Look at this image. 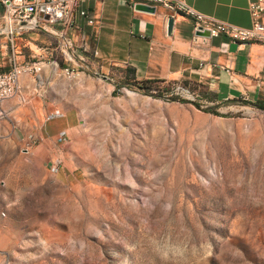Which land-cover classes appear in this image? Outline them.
I'll list each match as a JSON object with an SVG mask.
<instances>
[{
  "label": "rangeland",
  "instance_id": "374dc122",
  "mask_svg": "<svg viewBox=\"0 0 264 264\" xmlns=\"http://www.w3.org/2000/svg\"><path fill=\"white\" fill-rule=\"evenodd\" d=\"M101 76L30 78L16 96L14 118L51 100L43 119L64 124L54 156L25 155L23 200L0 205V264H264V110Z\"/></svg>",
  "mask_w": 264,
  "mask_h": 264
},
{
  "label": "crops",
  "instance_id": "0c3cea01",
  "mask_svg": "<svg viewBox=\"0 0 264 264\" xmlns=\"http://www.w3.org/2000/svg\"><path fill=\"white\" fill-rule=\"evenodd\" d=\"M183 1L197 13L219 23L241 28L252 26L249 5L253 0ZM80 10L87 11L94 18L95 24L89 25L87 19L76 12L70 37L77 45L86 42L99 52V56L88 59L86 68L75 66V70L86 69L97 76L102 75V79L121 74L129 83L158 81L205 88L212 97L209 104L219 107L236 101L251 104L264 101L262 42L238 43L226 36L209 39L196 37L191 19L177 15L163 6L151 14L136 11L122 0H87ZM171 18L174 23L170 34L168 25ZM50 39L52 43L57 40L56 37ZM56 46L57 43L46 47L35 46L40 53L28 57L22 52L8 55L4 51L0 54V71H9L13 61L23 63L39 57L47 61L56 59L65 67L66 63L56 53ZM57 74L64 75L60 70L47 67L41 77L49 82ZM41 77L23 76L18 94L24 96L30 91L31 88L25 86L30 78L41 80ZM15 98L1 105L4 115L13 116L10 119L0 117L2 206L23 200L21 197L26 187L25 155L38 156L45 153L54 156L58 150L56 131L58 126L64 124L63 121L48 123L43 119L57 104L51 100L39 105L35 104L37 101H32L33 110H22L24 114L29 113L31 119L14 118L16 114L20 115V107L17 108ZM20 188L21 192L18 191Z\"/></svg>",
  "mask_w": 264,
  "mask_h": 264
},
{
  "label": "built area",
  "instance_id": "2783aa9c",
  "mask_svg": "<svg viewBox=\"0 0 264 264\" xmlns=\"http://www.w3.org/2000/svg\"><path fill=\"white\" fill-rule=\"evenodd\" d=\"M122 1L134 9L137 5H147L157 9L163 6L177 15L187 17L193 21L195 35L208 31L210 38L226 36L238 43H264V0L250 2L249 11L252 20L250 28L227 25L207 18L194 11L183 0ZM86 2L87 0H0L3 8V13L0 15V37H5L11 42L12 55L15 53V38L30 33H43L48 37L57 38L51 44L53 46L57 43L56 53L66 63L64 67L56 59L47 61L39 57L23 63L13 61L9 71H0V117L4 115L1 105L17 96L23 76L40 78L45 69L49 67L62 71L68 79H74L86 72V69L75 70V66L86 68L88 59L99 56V52L86 42L77 45L70 37L76 12L87 19L89 25L95 24L94 18L87 11L80 10ZM196 37L200 36L196 35ZM3 48L0 54L2 55L4 51L8 54V46ZM51 56L57 57L56 55Z\"/></svg>",
  "mask_w": 264,
  "mask_h": 264
},
{
  "label": "water",
  "instance_id": "95a60500",
  "mask_svg": "<svg viewBox=\"0 0 264 264\" xmlns=\"http://www.w3.org/2000/svg\"><path fill=\"white\" fill-rule=\"evenodd\" d=\"M135 10L139 11V12H145V13H151V14H155L157 12L156 7H151V6H147V5H137L135 7ZM173 23H174V20L171 18L169 20V25H168V31L170 34L172 33V30H173ZM196 35L203 37V38H207V39L210 38V33L208 31L202 32V33L199 32Z\"/></svg>",
  "mask_w": 264,
  "mask_h": 264
},
{
  "label": "trees",
  "instance_id": "16d2710c",
  "mask_svg": "<svg viewBox=\"0 0 264 264\" xmlns=\"http://www.w3.org/2000/svg\"><path fill=\"white\" fill-rule=\"evenodd\" d=\"M156 84H164L162 82H158V81H144V82H141V83H137V86L145 91V92H149V91H154L155 90V87L154 85ZM255 106L261 110H264V101H259L255 104Z\"/></svg>",
  "mask_w": 264,
  "mask_h": 264
}]
</instances>
